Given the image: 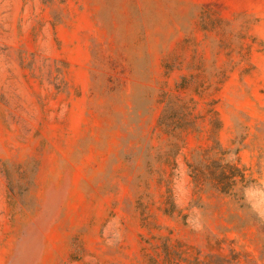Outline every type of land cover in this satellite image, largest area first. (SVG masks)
<instances>
[{"label":"rangeland","instance_id":"1","mask_svg":"<svg viewBox=\"0 0 264 264\" xmlns=\"http://www.w3.org/2000/svg\"><path fill=\"white\" fill-rule=\"evenodd\" d=\"M0 264H264V0H0Z\"/></svg>","mask_w":264,"mask_h":264}]
</instances>
